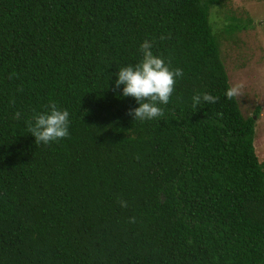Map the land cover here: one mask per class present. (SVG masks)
Returning a JSON list of instances; mask_svg holds the SVG:
<instances>
[{
    "label": "trees",
    "instance_id": "16d2710c",
    "mask_svg": "<svg viewBox=\"0 0 264 264\" xmlns=\"http://www.w3.org/2000/svg\"><path fill=\"white\" fill-rule=\"evenodd\" d=\"M222 2L0 0V264H264L260 108L226 98L220 49L247 26H219ZM145 40L183 76L134 121L115 81ZM53 103L69 136L36 144Z\"/></svg>",
    "mask_w": 264,
    "mask_h": 264
},
{
    "label": "clouds",
    "instance_id": "9594fccd",
    "mask_svg": "<svg viewBox=\"0 0 264 264\" xmlns=\"http://www.w3.org/2000/svg\"><path fill=\"white\" fill-rule=\"evenodd\" d=\"M164 37H162L163 39ZM153 42L145 40L140 45L143 59L136 65H128L119 68L118 79L115 81V89H120L123 85L122 95L133 97L138 107L129 109V115L134 121L159 120L165 116L164 109L159 105H167L175 91L176 78L183 76L182 69H170L165 60L152 52ZM242 84L229 87L225 96L232 100L240 93ZM218 97L205 93L202 97H193V106L196 107L201 102L206 104L216 103ZM50 110L34 117V123L29 122V133L35 137L36 144H49L54 141L64 139L69 136V112L60 110L54 103ZM19 115V114H18ZM120 206L126 208L127 201L120 200ZM135 222V217L130 219V223Z\"/></svg>",
    "mask_w": 264,
    "mask_h": 264
},
{
    "label": "rangeland",
    "instance_id": "374dc122",
    "mask_svg": "<svg viewBox=\"0 0 264 264\" xmlns=\"http://www.w3.org/2000/svg\"><path fill=\"white\" fill-rule=\"evenodd\" d=\"M230 16L242 18L247 27L231 34L221 32V57L231 87L243 85L237 96L240 110L245 115H252L256 107L260 108L255 121L254 146L258 158L263 161L264 0H223L217 19L219 26L230 24Z\"/></svg>",
    "mask_w": 264,
    "mask_h": 264
}]
</instances>
